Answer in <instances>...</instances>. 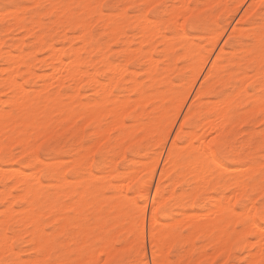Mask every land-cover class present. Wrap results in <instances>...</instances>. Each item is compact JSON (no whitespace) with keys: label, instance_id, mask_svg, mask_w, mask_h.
<instances>
[{"label":"rangeland","instance_id":"obj_1","mask_svg":"<svg viewBox=\"0 0 264 264\" xmlns=\"http://www.w3.org/2000/svg\"><path fill=\"white\" fill-rule=\"evenodd\" d=\"M178 1L179 0H102V1L101 0H88V1L86 0L85 2V0H0L1 14L4 11L2 16L0 14L1 42L3 39L2 51H7L9 49L12 53L14 52L17 53L18 50H20L21 54L22 52H24L23 54L24 59L27 62L29 61L30 64L28 65L30 67V70L32 69V74L29 75L27 73L22 72L24 70V67L20 66V69L22 70L18 74L19 76L16 77L17 82L19 81L18 84L19 83L22 84L21 86L24 87L23 89L25 90L27 97L29 98L24 99L25 110L23 112L26 113L24 116V120H23L24 124L22 123L13 124V127H12V122L15 118H17L15 117L17 116V113H15L16 110H13V109L10 112L11 109L9 110L10 105L7 102V100L11 96V94L17 89L8 88L4 83L1 82L2 80L1 76L6 77V72L0 71V79H1L0 80V98H1L0 100L5 101L3 104H0V108L2 107L4 110L7 109L9 110V113H10L9 114L10 122L4 126V129L0 128V144H1L0 146V167L1 168L0 169L5 170V172L1 170L4 173L0 171L2 173L0 175V233L5 228L6 233L8 234L7 237L9 240H11L10 246L13 241L23 242V246L25 248H28L25 255L33 254L36 257L38 256L39 262L36 259L33 261V264H40V261L42 258L47 259L49 253H51L53 248H56L58 250L56 254V258L60 262V264H67V263L68 264H78V263L88 264L89 261H94L93 260L94 256L92 255H94L95 253L93 250L98 248V246L99 247L104 246L106 247L105 249L107 250L108 245L110 247L111 244H112V248L114 245L115 248L113 249H115V252L113 251V249H111L114 254L112 253L109 256L110 250L108 248L109 251L107 255L108 257L113 256L114 258L111 257L112 258L111 260V258H108L107 256H105L107 252L104 251L102 253L105 254L104 255L105 258L104 260L100 261L102 262L100 264H104V261H107V260L109 261V264H135L137 259H139L137 253L140 252V249L144 244L147 245V256L149 259H151L152 257L150 258V255H152L153 245L151 244L152 245L151 246L149 244L150 243V239H148L149 230H147L149 229L148 228L149 223H147L149 221L147 220L150 219V216L148 214L151 212L150 209L153 206V203L151 202V200H153L152 197H154L155 189L158 186L157 183H160L159 186L163 188L162 194L159 197H162L165 194L164 198H167L165 200L162 199L163 201L162 200L161 201L163 203L165 201H169V202L173 201L172 207L170 208L167 214L157 215L158 217L157 224L159 226L163 222L165 224L169 223V221L176 222L175 220H180L181 217H183L185 214H188V213H195V212L204 213L206 212V210L210 211L209 209L213 211L214 209L212 210V208H214L216 204V198L218 199L224 196H228L229 194L231 195L233 191L237 189V187H235L232 181H229V180L232 179V175L235 174V171L237 169H240L241 167L245 168V166L246 167L250 166V168H253L256 165V168H258V172H255L253 174L249 173L248 176L245 177L246 178L245 180L247 183V188L245 189L246 197H241L238 200L234 201L233 202L234 209L237 210V212H239L240 210H242L244 206L246 205L250 206V203H252L251 200H253V198L255 197L256 198L253 201L255 206L258 209H262L264 207V204H261V200H264V164L261 163V161H264V155H261V150L264 149V126H262L264 125V115H261L260 112L251 110L254 104L259 100L260 88L256 87L253 89V92L251 93L247 92L248 87L259 83V77L261 74L255 75V76L253 75L252 76L253 78H250L251 76H249V80L247 78L248 81L246 80L247 82H244L245 81L244 78L247 77L250 73H251L250 75H252L253 73L256 74V67H257L256 65H260L254 59H252V57L249 58L251 53L248 52V49H247L251 47L250 43L248 42L251 41L253 43L252 33L259 31V25H253L252 23H250V21L254 17L258 19V17H256L257 9L255 8L246 9L245 12L243 13L240 12L239 14L235 15V17L233 18L228 15V13L233 11V9L226 7L227 5H233L235 7L236 5L252 4L254 1L255 2L258 1L257 3L259 4V0H254L253 2L250 0H223V1L214 0L215 3L214 2L211 3L210 1L204 2V0L203 1L202 0L200 1L199 0H188L189 2L187 4L191 5V8L187 7L184 9V11H186V13L190 12V14H185L188 16H185V15L183 16L182 14V17H181V12H179L180 10L179 11L177 10L179 13L178 15H180V17L176 16V19H175V17L170 16V15H173L174 12H176L174 11L173 7H176L178 5L181 6V2L183 0L179 2ZM239 1L241 2L239 3ZM88 2H90L89 4H92L91 6L89 5L90 7H92V10L89 7H87ZM105 3L111 4V5H123V7L119 9L112 8L111 10L106 11L107 13L105 12L103 15H101L97 11L96 6L100 4H105ZM174 4L175 5L177 4V5L175 6ZM53 5L56 8L59 7L58 10H56V8L52 9L51 6L53 7ZM77 5L79 6V8L75 7ZM143 5H146L147 7L141 8L140 6H143ZM159 5H164L166 7L157 8L156 6H159ZM223 5L224 7H219L218 10L215 7V6H223ZM61 6H63V8ZM184 6L186 5L184 4ZM67 7H68V10L66 9ZM93 7H95V10ZM64 8L66 11L64 10L62 12V9ZM189 8L192 11L191 10L189 11L188 10ZM180 9L182 11V8ZM60 10H61L62 15L60 14V16H58L59 15L58 11L60 13ZM16 13L18 14L17 15L18 17L16 16ZM205 13H208L206 18L204 16ZM21 14H24V15H21ZM142 15L143 17L146 16L144 17L145 19H149L150 17V19L152 21L154 20L156 23L154 21L153 23L150 19H149L150 22L145 21V19H137V16L141 18ZM172 17L175 20H178L179 22L176 21L175 23ZM194 17H200L203 20V22L202 23L198 22L196 26H189L188 22ZM138 20L140 21L144 20L148 24L151 23L152 26L155 24V26H157L156 28H158V30L160 29V31L163 34L161 36L160 35L157 36L156 32L152 35L148 33V35H151V37H153V35L156 36V37L154 36L155 38L153 37V40H150L151 38L150 39L147 38V34L145 35L142 34L150 42L147 40L148 42L146 41L145 43L144 41L141 44L140 42L141 40L143 41V38L140 40L142 35H139L140 33L138 32L142 28H144L146 25L138 29V25L140 23ZM80 21H84L83 27H81ZM151 24H149L148 26H150ZM5 27H8V28H5ZM117 27H119L120 30H117L118 29ZM114 28H117V29H114ZM153 29H154V26H153ZM105 30H107V32ZM219 31H222V32H219ZM142 32L144 33V31ZM161 32H159V34H161ZM218 33H220L221 35L223 34L222 37ZM225 33H227L226 37H225ZM39 34L43 36L44 42L46 44L52 43L53 46H55L56 48H59L57 50H62L61 53L63 55H65L66 52L68 53L71 49L70 47L72 46L73 48L75 46H76L75 48H77L79 44L81 45H79L78 48L80 46H83L84 44L82 42L83 40L79 37V34L80 35L83 34L85 38L87 39L88 43L86 44L85 48H83L82 50L80 49L81 51L80 55H81L82 61L84 65L87 67V69L89 71L91 70L90 73L92 71H93L92 73L95 72L96 78L99 79V82L101 81L100 83H103V82L105 83L108 81L107 76H106L107 73L105 69L106 68L105 65L107 63L109 64V62H111L110 65L113 64L120 70L126 69L124 70V73H122L123 70H121L122 72L119 70L122 74H119L117 76L118 78H116L117 80L115 79L116 81L114 80L113 83L108 84L109 86L107 85V88H106L107 91L108 89H110L111 91V92L108 91V96L110 100L118 101L121 99L119 103L120 104L122 103V106H120L121 108L119 112H120L121 118L124 115L122 122L120 119L119 120L114 119L115 126L111 127L110 122H114V120L112 121L108 113L106 114V110L103 111L100 116L98 115L99 117L94 120H91V119L89 120L87 116L84 115L85 114L84 112L88 109V106L89 107L93 106V104L95 103L94 102L95 100L97 102L101 100L100 95L102 94V91L99 89L97 90L93 89L95 87L93 88L91 87L92 82H89L88 81L89 78L87 77H84L85 79L82 78L81 79V81L83 80L82 82H80V80L79 81L77 80L78 81L77 82L72 77H69V78L67 76L65 77L66 73L65 75L62 74L64 72H61L62 74L61 77L59 74H56V73L55 75L53 73V75L56 77L50 74L53 71L52 70L53 68L51 67L53 64H55L49 61V58L51 59V55H52V54L50 55L51 53L50 51L52 50L46 48V44L45 45L43 44L40 46V44L36 42L35 37L38 36ZM21 35L22 36L25 35V36L22 37ZM218 35L220 36V38L216 39ZM76 36H78V38ZM168 36L170 38L165 39ZM20 37H22L21 39H23V41L19 40ZM169 39H171L172 41ZM164 40H166L167 45L164 44V42H162ZM168 40L170 41V43L168 42ZM14 43H16L17 45H14ZM139 45L141 47H138ZM126 46H128V48L132 46L130 49L133 48L132 49L133 51L131 50L132 51L131 52L130 50H128ZM135 48H138V49L135 50ZM125 50L127 53L125 52ZM196 50H198V52ZM231 50L233 51L230 52ZM128 51L130 53H128ZM149 51H151L150 54L152 56L151 55L150 56L153 58H152V62H150V68L152 65V68L150 70V75H147L148 74L147 67H149L148 66L149 62L145 54H148ZM181 53L183 54L181 55ZM263 53H264V50H263ZM127 54H130L131 56H128ZM197 54L198 55L200 54L199 56L203 57L205 60L204 62H201L202 64L199 63L200 70L198 74L194 76L195 74L194 72L196 71H192L193 72L192 73L191 68L195 70L198 66L196 67V65L194 64L195 65V66L193 65L194 67L193 66L190 67V63L192 64L196 62V59H199L197 58ZM175 56H176V59H175ZM186 56H188V58ZM124 57L127 59H125ZM41 58L43 59L41 60ZM145 58L147 59V62H145L146 60ZM263 58H264V54H263ZM2 59L3 58L0 59V67L2 66L4 68L6 67V65ZM115 62L119 64L120 68L118 67V64ZM198 62H200V60ZM232 64L234 66H232ZM165 65L166 67L167 66L168 67L166 68ZM93 66H94V70H93ZM253 66L255 67V71H251V68ZM144 68H146V70ZM245 71H246L245 74H248V75H242V73H244ZM40 73L42 74L37 75ZM35 74L37 77L35 76ZM25 75H26V78H24ZM50 76L51 77L53 76L52 78L54 79H52ZM57 76H59L60 79L58 78L56 81L55 79L57 78ZM195 77L196 79H194ZM242 77L243 79H240ZM132 78H135L137 82L134 83L133 84L134 86L132 85L131 87L130 85L133 82L131 81ZM50 79H52V81ZM192 79H194V81ZM58 80H61L62 82L61 81L58 82ZM44 81L46 83L50 81L52 85L49 83L45 85ZM73 84H75L76 87L77 86L78 87L74 88L73 86L75 85ZM243 84H245L243 86L244 88L242 86L241 87L243 89H241V87L239 88V86ZM186 85L190 86L189 90H187L188 87H186ZM43 86H45L46 88L48 87V88L47 89L43 88L44 91H42ZM38 88H40V90ZM235 91L237 92V95L233 96V94L236 93ZM159 93H161V95L163 94L162 98L163 99L165 98V101L160 99L161 95H159ZM139 94L140 95L142 94L143 96L145 94L146 96V97L144 96L142 99L144 101L146 100V102H143L144 105L142 104V101H140L141 103L139 102V99L136 100L137 98H140ZM168 94L169 96L171 94V97L167 96ZM138 95L139 97H137ZM46 97L48 99H46ZM230 97H233V99ZM226 98L227 99L230 98L231 100L229 101V99L227 100ZM147 99H150V100L148 101ZM172 99L174 100L171 102ZM214 99L216 101L218 100V102L225 101V100L229 101V103H227V108L229 106L228 116L225 118L224 120L225 122H223L221 126L222 129H218L216 131L217 128H215L214 129L215 131L213 129L209 131L208 129L202 128L203 123L201 124L200 122H202V120H205L206 117H210L212 118V120H214L213 118H215L214 116L215 112L211 109L212 105H214L213 103L216 102ZM123 100H126L128 104L126 105L125 101L123 104ZM55 102L57 103V105H53V103ZM172 103H175V104H172ZM129 104H132V105H129ZM168 104H171V105H168ZM59 105H62L63 106L62 109H65V110L60 111V108L57 109V106ZM98 105L99 104H97V106ZM126 106H128L129 108L131 107V108L128 109V107L126 108ZM157 106L159 109L157 108ZM105 107L104 109H106ZM108 107H110V105H108ZM165 107H167V109H165ZM82 109L84 112L82 111ZM125 109H128V110L125 111ZM209 109H211L212 111ZM80 110L84 114H82L81 112L79 114ZM102 110L103 109H101V111ZM122 110L125 113L122 112ZM162 110H164L163 112L165 113L167 112V114L170 113L172 115L170 120L166 118L167 114L164 115L162 113L163 115L162 117L160 114H158V113H161ZM69 112L71 116L68 115V119H65L64 118L65 116H63V114L65 115ZM156 114H158L159 116ZM12 115L14 116V119L12 118L13 120L11 119ZM157 117L159 118L158 120H157ZM188 117L189 119H187ZM210 118H207V119H210ZM155 120L158 122H156ZM180 120L181 122L177 123V121H180ZM149 121L151 122V124L156 123L157 126H155V124L154 126H152L149 123ZM31 122H33L35 125L33 126ZM139 124L141 125L142 128H140ZM31 125L33 127H39V128L45 127V130L42 134H39L38 136H36L34 134L35 129L32 130ZM149 125H151V127ZM104 126H107V127L109 126L108 127L109 130L107 129V127H104ZM130 127L132 128V130L130 129ZM98 129L100 130V132ZM20 130L22 131L24 130L23 131L24 133L30 135L29 143L30 145H33L30 150L24 151V147L22 146V143L19 141V138H18V135H19L18 132ZM199 130H201V132ZM213 131L216 133H214ZM164 132H167L169 134V136L167 137L168 139L164 140ZM191 132H193L192 134L195 135L196 137L203 136L207 138L205 139L202 137L204 140L203 145L205 142L206 146H207V143L209 145L208 141L215 139V138L217 141H225L226 143H225L224 151L215 152L214 157L217 162H219L220 164L228 168V172H226L225 178L221 181L220 187L217 186L216 189H212V185L210 183L201 192V193H205L203 198L194 200L195 201L194 205H191L192 200H193V196H192L193 193L191 189L195 185V181L192 180L193 175L191 176V174L190 175L187 174L186 170H184L185 175H183L182 173H179V175H176V173H171L168 178L160 179L161 180L160 182L157 181L160 178V174L158 173L161 172L159 170H160V167L163 166V162H164L163 158L166 155L165 152L167 151L169 147L168 144H170L171 139H173V141L176 144H179V147H182L181 149L183 150V148L187 145L186 142L189 141ZM9 136L12 138H10ZM15 137H17L16 142L14 141L16 140ZM40 137H43V138L40 139ZM160 137L161 138L163 137V138L161 139ZM12 140L14 143H12ZM34 142L36 143L38 142V143L35 144ZM160 145H162V147ZM161 150L162 152H160ZM157 153L159 154V156L156 155ZM153 156L154 158H151ZM155 156L159 157L160 159L158 160L159 163L157 164L156 170L153 174L154 181L152 180L153 182L151 183L150 188H148L145 185V180L148 176V173H147V170L142 171L143 169H146V168H143L140 170L139 166L142 165L140 164L142 162H139V161H144V163L147 162L146 164L148 165L150 164L149 162L154 161L152 159H155ZM185 158H186V155H185V152L183 151L180 153V159L184 160ZM147 159H150L151 161L148 162L146 161ZM210 166L214 167V163H210ZM12 168L14 169V172L19 168L20 171L22 170L26 174H27V171L30 172L31 170L32 171L35 170L34 172H36L33 174L39 173L37 178L39 179L41 183V188L38 190V193L36 196H30L33 200V202L32 200H30V203L31 205H33L32 206L34 210L33 214L36 215V219L40 220L42 224V231L43 230L45 231L44 235L46 236V238L47 237L49 238L48 239L49 241L47 243L48 245L46 244V247H45L46 249L48 248L47 250L48 252L45 250V253L47 255H44L45 253L41 255L40 254L41 249H38L35 247L34 249L33 247H30L32 246V244L29 241V239L31 238L30 230L33 229L34 224L32 222V224L30 225V223L28 222L27 223L28 225H27L26 224L27 221H24V220L20 221L19 213L22 212L23 210H26L27 209L26 207H28V205H27V202L25 201L26 198L23 197L24 195H21L23 194V192H21L22 187H20V185L18 184L12 186V184H15V183L13 182L12 178L8 177L9 174L14 173ZM135 168L137 171V175L136 174H135L136 176L133 175L134 177L130 176L131 179L135 178V180L133 179V181H130L131 183H129V181H127L130 179L128 178V175H131L132 173H134ZM137 168L139 170V173H138ZM232 168L234 169L232 170ZM157 176H159L158 179H157ZM126 178L128 179L126 180ZM178 178H183V179L182 180L179 179L181 180V182L179 181L175 185L173 182L178 180ZM120 181L122 182V184ZM214 181L215 180H213L212 182ZM123 182L124 183L126 182V184H123ZM155 182L157 186H155ZM127 184L130 187H128ZM126 185H127V188H126ZM118 186H119L118 191L121 190L120 192H123V193H124V189L126 188V192H125L126 194L117 192ZM122 186L124 187V189L120 188ZM82 189L84 190L82 191ZM133 189H136V191L133 193V197L137 201L136 206H133V204L131 203L132 198H130L127 195L129 192H132ZM178 189H183L184 193L186 192L188 193L182 196L181 193H183V191H180L181 192L180 193L177 191ZM88 190H90V192H88L87 194ZM171 190H173L175 194H171L173 193ZM190 190L191 192L189 193ZM169 191L171 195L170 197H169ZM12 193L15 196L17 194H20V195H18L19 197L16 196L18 197L16 198ZM78 193L82 195L79 196ZM117 193H120V194H117ZM83 195L86 197L85 199ZM175 195L178 198H176ZM206 195L208 198L206 197ZM208 195H212V196L214 195V196L211 197ZM13 196L15 198H13L12 200L11 197ZM78 196L80 198L83 196L82 197L83 199L78 198ZM141 197H143V199H141ZM9 199H11L12 201ZM79 200L80 202H78ZM86 200H89V201L85 203ZM145 200H146V207H147L146 208L147 210L145 212V217L147 218L144 217V220L146 219L144 221V225L145 224L146 225L144 226L143 234H145V236H143V239L145 237L146 238L144 240L145 243L142 245L141 240L139 239L140 240L139 241L136 238L138 235L136 237L134 236L136 235L138 231H136V233L134 231L137 230L136 223L139 219L137 212L140 208V205L141 204L143 205ZM148 200L150 201V203H148L149 202ZM90 201H91V204H90ZM48 202H49V205H48ZM112 202L114 203L118 202V203L117 204L113 203L114 205L110 206ZM157 202H160V201L158 200ZM72 203L74 205H72ZM151 203H152V206H150ZM148 204L150 208L149 206H147ZM159 204H162V203H159ZM98 205H99V208H98ZM109 206H110V209H109ZM5 207L6 208L8 207L7 209L13 208L14 211L17 210L12 213L11 217L8 218L7 221H6V218L3 219L4 218L3 213H6L8 211ZM48 208H50V211ZM114 210L116 211L114 212ZM36 211L41 213V214L39 213L40 218ZM76 211H77V215H76ZM117 211L118 213L121 211L122 212L119 214L118 213L116 214ZM183 212L185 214H183L182 216ZM206 213L208 214L209 212H206ZM54 215H58V217L60 216L59 218L56 216L57 217L56 222L53 221L54 220L53 218L56 219ZM79 215L81 216L80 219H79ZM198 215L200 216V214ZM201 216L204 217V215H201ZM68 217L69 218L71 217V218L68 220ZM127 218L128 219L130 218L129 220L132 219L134 221L132 224H128V225L129 226L133 225L135 226V228L133 229L132 228L133 226H132V227L126 228L128 231L124 229L120 230L121 227L124 228L123 226H125L128 223L129 220H127ZM183 218H186V217H183ZM234 219L235 220L232 225L235 224L234 225L235 228L234 226H232L233 229L231 228L233 231L232 236L233 234L234 235L237 234L235 230L238 231L240 227H242V225L239 222L240 218L237 217ZM71 220L73 221V224ZM23 222H24V225L23 227H21ZM59 222H62L64 226H61L62 225L61 223H60L61 225H59L58 224ZM129 222H132V221H129ZM232 222H230V224ZM97 223H100V224H97ZM109 223L110 224L112 223L111 224L112 226H110ZM113 223H114V226H113ZM176 223L177 225H173V226H175L176 233L178 230L179 236L178 235L177 236L179 237V239L176 236L178 240L176 241V238H175L173 244L170 242L171 245L170 243L167 245V242H166V245L164 244L165 246L161 247L163 250V248H167L169 245L171 246L168 250L166 249V253L164 251L166 256L164 255V253L162 254L161 250H159L161 251V253L159 252L161 256H164L167 258V256L169 255L167 264H172V262L173 264H217V262L219 261H220L219 262L220 264H226V262L227 264H230L231 261H235L236 264H241L242 260L249 259L248 257L249 248L233 247L231 248L227 256L225 252H221L220 248H219L220 250V253H219V250H217L218 245H216L217 247L215 246V244L213 245L214 242L211 241V244L208 243L209 242L208 238L214 241L213 238L215 234L213 235V238H211L213 233H210L208 236H206L208 233L202 234L199 232L197 233L199 235L196 236L195 235L196 232H195V233H192L193 234L192 236L191 235L189 236L188 234L189 232L186 230L187 229L186 226L183 223H181L180 225L184 226L181 228V226L178 225L179 222H176ZM74 224L76 226H74ZM171 224H174V223H171ZM98 225L100 226L98 227ZM78 226L79 228L76 229V227ZM162 226L166 228L169 225L167 224V225H162ZM229 226L231 227V225ZM229 226H228V229L230 231L231 229ZM118 227L120 228L119 229L120 231L117 230ZM171 227L169 226V228ZM60 228L62 229L64 228L63 231H61ZM131 228L132 230H130ZM146 231H148V233ZM133 233L135 234L132 235ZM182 233L183 235L184 233H186L187 237H189V238H186V235L183 236V239L185 238V240L181 242L184 244V246L180 242V240L182 239L181 237ZM10 236H11V239H10ZM110 236L111 238H109ZM131 236H132V241L134 237L136 238L135 243L133 241L132 245H130V247H127V250H125V248L123 249L122 246L125 242H126V245L128 244L129 246L130 241L128 239H130ZM193 237H195L194 240H192ZM252 237L253 236H248V239L251 240ZM206 239L208 240L207 242L208 244L206 243L207 241ZM187 240H189V242L194 241V244L192 243L193 245L190 244L194 246L193 250L190 251V253H187V251L182 249V248L187 249L186 248L187 245L190 246ZM102 242L105 244L104 245L101 244ZM106 242H107V245H106ZM109 242L111 244H108ZM136 244L139 246V248L135 246ZM200 244L204 245V247L208 245V247H206L205 250L206 252H209V251L210 252L208 254L209 256L208 255L204 256L206 255V253L204 255L202 254L205 251L203 249L204 251L202 250L203 252L201 253V256H204V257L198 259L199 256H196V254L197 255L199 254L198 249H201L199 247L201 246ZM116 245H120L119 247L121 248L117 247ZM126 245L124 247H126ZM212 245L215 246L218 252H217V256L215 255L216 257L214 256L213 257L214 259L212 258V260H210L211 256L214 255L213 253L216 254V250L215 252H213L214 247ZM30 248H32V250H30ZM196 248H197L196 251H198V253L194 252ZM89 251L90 253L92 252V254L90 255L92 256V259H87L88 257L86 258V256L88 255L87 252ZM135 251H137L136 254H135ZM0 253L3 254V250ZM210 253H212L211 256H210ZM189 254H191V256H189ZM142 255L143 254H140V256ZM180 255H183L182 256L183 258H180ZM224 255L226 256L224 257ZM84 256L87 259L86 261L84 260L85 258L83 259ZM208 257H210V259Z\"/></svg>","mask_w":264,"mask_h":264},{"label":"bare ground","instance_id":"obj_2","mask_svg":"<svg viewBox=\"0 0 264 264\" xmlns=\"http://www.w3.org/2000/svg\"><path fill=\"white\" fill-rule=\"evenodd\" d=\"M88 1V0H87ZM102 1V0H101ZM179 1H181V0H179ZM178 1V2H179ZM200 1V0H199ZM203 1V0H202ZM206 1H210L211 3L212 2H214V0L212 1V0H204V2H206ZM215 1H218V0H215ZM221 1V0H220ZM223 1V0H222ZM250 1H254V0H250ZM37 2V1H36ZM85 2H86V0H85ZM153 2V1H152ZM183 2V3H182ZM181 2V6H176L175 4V6L176 7H173L174 8V11H176V12H174V14L173 15H170V16H173V17H175V19H176V16H178V17H180V15H178L179 13H178V11L179 12H181V17H182V14H183V16L185 15V14H190V12L188 13H186V11H184V9L185 8H187V7H189V4H187L189 1L187 0H183ZM241 1H239V3H240ZM255 2V1H254ZM252 3V5L254 4V5H257L258 3V1H256L255 3ZM49 3V2H48ZM90 2H88V5H87V7H89L91 10H92V7H90L92 4H89ZM103 3V2H102ZM215 3V2H214ZM225 3V2H224ZM33 4H34V2H33ZM184 4L186 5V6H184ZM208 4V3H207ZM207 4H206V6H207ZM238 4V3H237ZM83 5V4H82ZM90 5V6H89ZM210 5V4H209ZM225 5V4H224ZM224 5L223 6H221V7H224ZM31 6V5H30ZM56 6H58V5H56ZM66 6V5H65ZM64 6V7H65ZM149 6V5H148ZM183 6H184V8H183ZM205 6V7H206ZM53 7H54V5H53ZM52 6H51V8L52 9H55L56 7H54L53 8ZM62 8H63V6H61ZM60 7V8H61ZM69 7V6H68ZM68 7L66 8L67 10H68ZM147 7V6H146ZM178 7H180V8H182V11H184V12H182L181 11V9L180 8H178ZM58 8L59 7H57L56 8V10H58ZM94 8V10H95V7H93ZM145 8V7H144ZM171 8V7H170ZM176 8V9H175ZM191 8V7H190ZM188 9L189 11L191 10V9ZM14 9V8H13ZM254 9V8H253ZM51 10V9H50ZM65 10V8L64 9H62V12ZM173 10V9H172ZM178 10V11H177ZM44 11H46V10H44ZM66 11V10H65ZM70 11V10H69ZM87 11V10H86ZM192 11V10H191ZM4 12V11H3ZM3 12H2V14H3ZM8 12V11H7ZM79 12V11H78ZM248 12H250V11H248ZM15 13V12H14ZM14 13H13V15H14ZM55 13H57V12H55ZM70 13V12H69ZM107 13V12H106ZM146 13V12H145ZM145 13H143V14H145ZM243 13V12H242ZM0 14H1V12H0ZM2 14H1V16H2ZM12 14V13H11ZM58 16H60V14L62 15V13H61V10H60V13H59V11H58ZM121 14V13H120ZM123 14V13H122ZM175 14H177V15H175ZM18 14L16 13V16H17ZM21 15H24V14H21ZM175 15V16H174ZM191 15H193V14H191ZM10 16H12V15H10ZM20 16V15H19ZM57 16V15H56ZM185 16H188V15H185ZM15 17V16H14ZM18 17V16H17ZM62 17V16H61ZM139 16H137V19H145L144 17H146V16H144L143 17V15L141 16V18L139 17ZM172 17V19H174ZM178 17H177V19H178ZM8 18V17H7ZM20 18V17H19ZM39 18V17H38ZM184 18V17H183ZM132 19V18H131ZM174 19V21H175V23H176V21H178V20H175ZM16 20V19H15ZM17 20H18V18H17ZM60 20H61V18H60ZM151 20V19H150ZM150 20L149 19H145V21H148V22H150ZM100 21V20H99ZM137 21V20H136ZM139 22V25H138V29L140 28V27H144L145 25V27L144 28H142L138 33H140L139 35H142V34H147V38H151L150 40H153V37L155 36V35H153V37H151V35L152 34H154L155 32H156V35L158 36V35H162L163 33L160 31V29L158 30V28H156L157 26H155V24L153 25L154 26V29H153V26H152V24L151 23H149V24H151L150 26H148L149 24L147 23V22H145L144 20H142V21H140V20H138ZM152 21V20H151ZM154 21V20H153ZM152 21V22H153ZM55 22V21H54ZM107 22V21H106ZM144 24H143V23ZM155 22V21H154ZM153 22V23H154ZM179 22V21H178ZM177 22V23H178ZM16 23V22H15ZM32 23V22H31ZM80 23H81V27H83L84 25H83V23H84V21H80ZM134 23H136V22H134ZM156 23V22H155ZM174 23V22H173ZM88 24V23H87ZM179 24V23H178ZM30 25V24H29ZM33 25V24H32ZM152 26V27H151ZM178 26H180V25H178ZM38 27V26H37ZM148 27V28H147ZM151 27V28H150ZM245 27V26H244ZM5 28H8V27H5ZM11 28V27H10ZM23 28V27H22ZM25 28V27H24ZM27 28V27H26ZM111 28V27H110ZM109 28V29H110ZM118 28V29H117ZM117 28H114V29H117V30H120L119 29V27H117ZM146 29V30H145ZM153 29V30H152ZM155 29H156V31H155ZM253 29V28H252ZM251 29V30H252ZM19 30V29H18ZM26 30V29H25ZM28 30V29H27ZM30 30V29H29ZM32 30V29H31ZM84 30V29H83ZM33 31V30H32ZM106 32H107V30H105ZM112 31H114V30H112ZM142 31H144V33L142 32ZM153 31V32H152ZM253 31V30H252ZM29 32V31H28ZM65 32V31H64ZM104 32V31H103ZM146 32V33H145ZM152 32V33H151ZM158 32V33H157ZM159 32H161V34H159ZM219 32H222V31H219ZM243 32V31H242ZM241 32V33H242ZM249 32H251V31H249ZM111 33V32H110ZM115 33H117V32H115ZM148 33L149 34H151V35H148ZM224 33V32H223ZM238 33H240V32H238ZM25 34V33H24ZM27 34V33H26ZM41 34V33H40ZM38 35V36H36L35 37V39H36V42L38 43V44H40V46L41 45H45L46 43L44 42V39H43V36L42 35ZM76 34V33H75ZM74 34V35H75ZM114 34V33H113ZM119 34H120V32H119ZM218 34H220V33H218ZM245 34V33H244ZM107 35V34H106ZM110 35V34H109ZM203 35V34H202ZM223 35V34H222ZM222 35L220 34V36L222 37ZM22 36V35H21ZM23 36H25V35H23ZM22 36V37H23ZM108 36V35H107ZM143 36V35H142ZM141 36V38H140V40L143 38V41L141 40V44L145 41V43H146V41L148 40L145 36H143L142 37ZM148 36H150V37H148ZM165 36V35H164ZM220 36L218 35L217 36V38L216 39H218V38H220ZM234 36V35H233ZM240 36H242V35H240ZM247 36V35H246ZM252 36H253V43H252V45L250 44V48H247L248 49V52H250L251 53V55H250V57L249 58H251L252 57V59H254L258 64H260V61H261V59L263 58V50H264V32H261V31H258V32H253L252 33ZM15 37V36H14ZM22 37H20V39L19 40H22L23 41V39H21ZM77 38H78V36H76ZM79 37L83 40L82 42L84 43L83 44V46H80L79 48H78V46L79 45H81V44H79L78 46H77V48H73V46L72 47H70L71 49H70V51L67 53L66 52V54L65 55H63L61 52H62V50H57V49H59V48H56L55 46H53L52 45V43L51 44H46V48H48V49H50V50H52V51H50L51 53H50V55H51V59L49 58V61H51L52 63H55V64H53L52 65V67L51 68H53L52 70V72L50 73V74H52L53 75V73H54V75H55V73L56 74H59L60 75V77H61V75L63 74V75H65V73H66V75H65V77L67 76L68 78L69 77H72L74 80H80V82H82L81 81V79L83 78V79H85L84 77H87V78H89L88 79V81L89 82H92V88L93 87H95V88H93V89H99V90H101L102 91V94L100 95L101 96V100L99 101V102H97L96 100L93 102L94 104H93V106H88V109L84 112L83 111V109H82V111L85 113H83V112H81V110L79 111V114H80V112L82 113V114H84V115H86L87 116V118L90 120H94V119H97L101 114H102V112L103 111H105L106 110V114L108 113V115L110 116V118L112 119V121L115 119V120H121V122H122V120H123V117H124V115L122 116V118L120 117L121 115H120V106H122V103L120 104L119 103V101H121V99L120 100H118V101H114V100H110V98H109V96H108V91L109 92H111L110 91V89H108V91H107V85L108 84H111V83H113V81L116 79V78H118L117 76L119 75V74H122V73H124V70H126V69H121V70H123V72L120 70V69H118L115 65H113V64H111L110 65V63L111 62H109V64L107 63L106 65H105V69H106V76H107V79H108V81L107 82H103V83H100L99 82V79H97L96 78V75H95V72L94 73H90V71L87 69V67L84 65V63H83V61H82V58H81V55H80V49L82 50L83 48H85V46H86V44L88 43L87 42V39L85 38V36L83 35V34H79ZM156 37V36H155ZM154 37V38H155ZM225 37H226V35H225ZM244 37H245V35H244ZM115 38V37H114ZM146 38V39H145ZM168 38H170L169 36L167 37V38H165V39H168ZM75 39V38H74ZM162 39V38H161ZM163 39H164V37H163ZM68 40V39H67ZM66 40V41H67ZM169 40H171V39H169ZM168 40V42L170 43V41ZM56 41V40H55ZM149 41V40H148ZM147 41V42H148ZM161 41V40H160ZM172 41V40H171ZM2 42H3V39H2ZM2 42H1V39H0V57L1 58H3L2 60L4 61V63H5V65H6V67H2V69H1V67H0V71L1 72H6V77L5 76H1L2 78V80H1V82L2 83H4L8 88H16L17 90H15L12 94H11V96L8 98V100H7V102L9 103V105H10V108H9V110H10V112L12 111V109L13 110H16L15 111V113H17V116H15V114H14V116L15 117H17V118H15L14 119V116L12 115V117H11V119L13 120V122H12V127H13V124H18V123H22V124H24V122H23V120H24V116H25V114L26 113H24L23 111L25 110V108H24V99H26V98H29V97H27V94H26V92H25V90L23 89L24 87H22L21 85L22 84H18V82H17V80H16V77L17 76H19L18 74L20 73V71L22 70V69H20V66H23L24 67V70L22 71V72H24V73H27V74H32V69L30 70V67H29V65L28 64H30L29 63V61L27 62V61H25V59H24V52H22V54H21V52H20V50H18L17 51V53H12L9 49L7 50V51H2ZM49 42V41H48ZM110 42V41H109ZM138 42V41H137ZM150 42V41H149ZM162 42H164V44H166L167 45V43H166V40H164V41H162ZM242 42V41H241ZM240 42V43H241ZM90 44V43H89ZM139 44V43H138ZM137 44V45H138ZM189 44V43H188ZM200 44V43H199ZM14 45H17L16 43H14ZM128 45V44H127ZM149 45V44H148ZM153 45V44H152ZM215 45V44H214ZM224 45V44H223ZM226 45V44H225ZM57 46V45H56ZM60 46V45H59ZM66 46V45H65ZM68 46V45H67ZM168 46H170V45H168ZM198 46H200V45H198ZM39 47V46H38ZM37 47V48H38ZM55 47V48H54ZM127 47V49L128 50H132V49H130V48H128V46H126ZM137 47V46H136ZM138 47H141L140 45L138 46ZM245 47V46H244ZM248 47V46H247ZM19 48V47H18ZM44 48H45V46H44ZM149 48V47H148ZM168 48V47H167ZM174 48H175V46H174ZM188 48V47H187ZM186 48V49H187ZM221 48V47H220ZM231 48V47H230ZM246 48V47H245ZM244 48V49H245ZM36 49V48H35ZM41 49V48H40ZM63 49V48H62ZM96 49V48H95ZM136 49H138V48H135V50ZM153 49V48H152ZM240 49V48H239ZM3 50H5V49H3ZM140 50V49H139ZM138 50V51H139ZM149 50V49H148ZM168 50V49H167ZM218 50V49H217ZM220 50V49H219ZM94 51V50H93ZM133 51V50H132ZM131 51V52H132ZM170 51V50H169ZM197 52H198V50H196ZM195 51V52H196ZM233 50H231L230 52H232ZM125 52H126V50H125ZM134 52H136V51H134ZM29 53H31V52H29ZM34 53V52H33ZM49 53V52H48ZM127 53V52H126ZM128 53H130L129 51H128ZM151 53V51H149V53L148 54H145L146 55V58L148 59V62H149V64H148V66L149 67H147V75H150V70H151V68H152V65H151V68H150V62H152V58L153 57H151L152 55L150 54ZM184 53V52H183ZM183 53H181V55L183 54ZM186 53V52H185ZM194 53V52H193ZM90 54V53H89ZM135 54V53H134ZM180 54V53H179ZM179 54H177V55H179ZM187 54V53H186ZM33 55V54H32ZM47 55H49V54H47ZM128 56H131L130 54H127ZM151 55V56H150ZM200 55V54H199ZM198 54H197V58H199V59H196V62L198 63V65H197V63L196 62H194V63H190V67L191 66H193L194 64L196 65V69L195 70H193V68H191V72L192 71H196V72H194L195 74H194V76H196V74H198V72H199V70H200V64L199 63H201V62H204V58L203 57H200ZM26 56V55H25ZM27 56H28V54H27ZM126 56V55H125ZM136 56V55H135ZM46 57H48V56H46ZM133 57V56H132ZM187 58H188V56H186ZM0 58V59H1ZM44 58H45V56H44ZM125 58V57H124ZM145 58V59H146ZM206 58V57H205ZM246 58V57H245ZM36 59V58H35ZM34 59V60H35ZM40 59V58H39ZM43 58H41V60H42ZM66 59V60H65ZM125 59H127V58H125ZM147 59L145 60V62H147ZM156 59H158V58H156ZM155 59V60H156ZM175 59H176V56H175ZM33 60V61H34ZM37 60V59H36ZM144 60V59H143ZM154 60V61H155ZM192 60V59H191ZM200 60V62H198V61ZM203 60V61H202ZM248 60V59H247ZM46 61H48V60H46ZM175 61V60H174ZM253 61V60H252ZM157 62V61H156ZM156 62H155V64H156ZM217 62V61H216ZM115 63H117V62H115ZM144 63V62H143ZM205 63H206V61H205ZM243 63V62H242ZM99 64V63H98ZM104 64V63H103ZM118 64V63H117ZM126 64V63H125ZM154 64V65H155ZM202 64V63H201ZM51 65V64H50ZM121 65V64H120ZM123 65V64H122ZM194 65V66H195ZM124 66V65H123ZM156 66V65H155ZM193 66V67H194ZM232 66H234L233 64H232ZM257 67H256V74H252V75H248V74H245L246 73V71L244 72V73H242V75H248L247 77H245L244 79H245V81L244 82H247L248 80H249V76H251L250 78H253L252 76L254 75H260L261 74V71H260V65H256ZM95 67H96V65H95ZM118 67H119V64H118ZM165 67H166V65H165ZM168 67V66H167ZM166 67V68H167ZM187 67H189V66H187ZM120 68V67H119ZM155 68V67H154ZM208 68V67H207ZM145 70H146V68H144ZM93 70H94V66H93ZM122 72H120V71ZM131 70V69H130ZM134 70V69H133ZM143 70V69H142ZM153 70V69H152ZM136 71V70H135ZM154 71V70H153ZM35 72V71H34ZM61 72H64V73H62L61 74ZM137 72H139V71H137ZM141 72V71H140ZM190 72V73H191ZM204 72V71H203ZM208 72V71H207ZM240 72V71H239ZM44 73V72H43ZM49 73H47V74H49ZM187 73V72H186ZM193 73V72H192ZM191 73V74H192ZM238 73V72H237ZM42 73H40V74H37V75H41ZM46 74V73H45ZM111 74V75H110ZM135 74H137V73H135ZM204 74H206V73H204ZM53 75V76H54ZM228 75V74H227ZM241 75V76H242ZM35 76H36V74H35ZM46 76V75H45ZM52 76V77H53ZM3 77H5V78H3ZM22 77H24V76H22ZM37 77V76H36ZM35 77V78H36ZM43 77H44V75H43ZM48 77V76H47ZM51 77V76H50ZM51 77V78H52ZM54 77H56V76H54ZM60 77L59 76H57V78L55 79L56 81H57V79L59 78L60 79ZM64 77V78H65ZM192 77V76H191ZM238 77H240V76H238ZM24 78H26V75H25V77ZM189 78V77H188ZM229 78V77H228ZM247 78H248V80H247ZM23 79V78H22ZM43 79V78H42ZM52 79H54V78H52ZM52 79H50L51 81H52ZM72 79V80H73ZM129 79V78H128ZM194 79H196V77L194 78ZM194 79H192L193 81H194ZM240 79H243V77L242 78H240ZM54 80V81H55ZM63 80V79H62ZM71 80V79H70ZM117 80V79H116ZM115 80V81H116ZM220 80V79H219ZM247 80V81H246ZM55 81V82H56ZM61 80H58V82H60ZM64 81V80H63ZM77 81V82H78ZM88 81H87V83H88ZM131 81H133L132 82V84L130 85L131 87H132V85L134 84V83H136L137 81H136V79L135 78H132V80ZM201 81V80H200ZM242 81V80H241ZM241 81H240V83H241ZM62 82V81H61ZM139 82V81H138ZM210 82V81H209ZM44 83H45V85L47 84V83H49V84H51L50 83V81L49 82H45L44 81ZM44 83H42V84H44ZM69 83V82H68ZM193 83V82H192ZM41 84V85H42ZM94 84V85H93ZM139 84V83H138ZM52 85V84H51ZM50 85V86H51ZM60 85H62V84H60ZM73 85H75V84H73ZM73 85H71V86H73ZM78 85V84H77ZM185 85V84H184ZM245 84H243V85H240L239 86V88L242 86H244ZM47 86H49V85H47ZM109 86V85H108ZM128 86V85H127ZM129 86V87H130ZM134 86V85H133ZM135 86H137V85H135ZM201 86V85H200ZM74 88H77L76 87V85L75 86H73ZM130 87V88H131ZM186 87H188L187 88V90H189V88H190V86L188 85H186ZM185 87V88H186ZM241 87V89H243ZM43 88H46L45 86H43L42 87V91H44V89ZM48 88V87H47ZM46 88V89H47ZM134 88V87H133ZM138 88H140V87H138ZM204 88V87H203ZM26 89V88H25ZM39 90H40V88H38ZM45 89V90H46ZM125 89H127V88H125ZM136 89V88H135ZM134 89V90H135ZM240 89V90H241ZM5 90H7V89H5ZM205 90V89H204ZM237 90V89H236ZM4 91V90H3ZM238 91V90H237ZM245 91H246V89H245ZM2 92V91H1ZM76 92V91H75ZM236 92V91H235ZM239 92V91H238ZM138 93V92H137ZM162 93V92H161ZM161 93H159V95H161ZM186 93H188V92H186ZM223 93V92H222ZM34 94V93H33ZM196 94V93H195ZM207 94V93H206ZM46 95V94H45ZM140 95V94H139ZM139 95L137 96V97H139ZM234 95H237V92L236 93H234L233 94V96ZM30 96V95H29ZM32 96V95H31ZM54 96V95H53ZM99 96V97H100ZM144 96H145V94H144ZM142 94L140 95V98H141V100H140V98H137L136 100H138L139 99V102L140 101H142V104H143V102H146V100L144 101V100H142L143 99V97H144ZM167 96H169V94L167 95ZM172 96H174V95H172ZM210 96V95H209ZM40 97V96H39ZM146 97V96H145ZM148 97V96H147ZM159 97V96H158ZM163 97V94L161 95V98L160 99H162V100H164L165 101V98L163 99L162 98ZM165 97V96H164ZM169 97H171V94H170V96ZM252 97H254V96H252ZM7 98V97H6ZM6 98H4V99H6ZM135 98V97H134ZM168 98V97H167ZM230 98H232L233 99V97H230ZM230 98H228L229 99V101L231 100ZM256 98V97H255ZM1 99V98H0ZM3 99V100H4ZM33 99V98H32ZM46 99H48L47 97H46ZM146 99V98H145ZM152 99H153V97H152ZM202 99V98H201ZM224 99V98H223ZM227 99V98H226ZM227 99V100H228ZM28 100V99H27ZM148 101L150 100V99H147ZM174 99H172L171 100V102L173 101ZM203 100V99H202ZM205 100V99H204ZM215 100V99H214ZM213 100V101H214ZM124 101H125V103H126V105L128 104L127 102H126V100H123V104H124ZM147 101V102H148ZM216 101V100H215ZM214 101V102H215ZM226 101V100H225ZM220 101V102H218V100L215 102V103H213L214 105H212V107H211V109L215 112V118H213L214 120H212V118H210V117H206V119L205 120H202V122H200L201 124L203 123V127L202 128H205V129H208L209 131L210 130H214L215 128H217L216 129V131L218 130V129H222V124H223V122H225L224 120H225V118L228 116V108H229V106H228V108H227V103H229V101ZM255 101V100H254ZM5 101H1L0 100V104H3ZM28 102V101H27ZM135 102V101H134ZM170 102V103H171ZM199 102V101H198ZM141 103V102H140ZM140 103H138V104H140ZM159 103H160V101H159ZM176 103V102H175ZM175 103H172V104H175ZM255 103V102H254ZM90 104V103H89ZM97 104H99L98 106H97ZM135 104V103H134ZM141 104V105H142ZM190 104V103H189ZM196 104V103H195ZM199 104V103H198ZM211 104V103H210ZM53 105H57V103L55 102V103H53ZM108 105H110V107H108ZM129 105H132V104H129ZM144 105V104H143ZM156 105H157V103H156ZM168 105H171V104H168ZM240 105V104H239ZM7 106V105H6ZM106 106V107H105ZM167 106V105H166ZM206 106V105H205ZM104 107L106 108V109H104ZM128 106H126V108H127ZM170 107V106H169ZM207 107H208V105H207ZM252 107V106H251ZM58 108H60V111H64L65 109H62L63 108V106L62 105H59V106H57V109ZM131 108V107H130ZM129 107H128V109H130ZM157 108H158V106H157ZM163 108H164V106H163ZM191 108V107H190ZM194 108V107H193ZM101 109H103L102 111H101ZM128 109H125V111H127ZM159 109V108H158ZM165 109H167V107H165ZM203 109H204V107H203ZM208 109V108H207ZM211 109H209V110H211ZM9 110H4L2 107L0 108V128H3L4 129V126L6 125V124H8L9 122H10V119H9ZM193 110V109H192ZM196 110V109H195ZM198 110V109H197ZM211 110V111H212ZM251 110H254V111H256V112H260V114L262 113V111L264 110V108H262V106H261V104L259 103V100L254 104V106H253V108H251ZM58 111V110H57ZM159 111H161V110H159ZM164 110H162V112L161 113H158V114H160L161 115V117L163 116L162 115V113L165 115V114H167V112L165 113V112H163ZM199 111V110H198ZM250 111V110H249ZM66 112V111H65ZM74 112V111H73ZM122 112H124L123 110H122ZM200 112H201V110H200ZM72 113V112H71ZM125 113V112H124ZM191 113V112H190ZM13 114V113H12ZM126 114H127V112H126ZM158 114H156V115H158ZM194 114V113H193ZM243 114V113H242ZM68 115L69 116H71V114H70V112L69 113H67V114H63V116H65L64 118L65 119H68ZM73 115V114H72ZM83 115V116H84ZM99 115V116H98ZM31 116V115H30ZM63 116H62V118H63ZM159 116V115H158ZM185 116H186V114H185ZM185 116H183V117H185ZM205 116H207V115H205ZM60 117V116H59ZM120 117V118H119ZM160 117V118H161ZM171 117H172V115L170 114V113H168L167 115H166V118L168 119V120H170L171 119ZM182 117V118H183ZM195 117V116H194ZM207 118H210V119H207ZM32 119V118H31ZM159 118L157 117V120H158ZM187 119H189V117L187 118ZM262 119V118H261ZM73 120V119H72ZM71 120V121H72ZM83 120H84V118H83ZM115 120H114V122H110V124H111V127H114L115 125H114V123H115ZM182 120V119H181ZM181 120L179 121V122H181ZM32 121H34V120H32ZM74 121V120H73ZM88 121V120H87ZM156 121V120H155ZM184 121V120H183ZM186 121V120H185ZM205 121V122H204ZM259 121V120H258ZM84 122H86V121H84ZM156 122H158V121H156ZM227 122V121H226ZM32 123V125L34 126L35 124L33 123V122H31ZM113 123V124H112ZM134 123V122H133ZM149 123L151 124V122L149 121ZM174 123V122H173ZM258 123V122H257ZM84 124V123H83ZM123 124V123H122ZM148 124V123H147ZM154 124H155V126H157V124L156 123H152L151 125L152 126H154ZM159 124V123H158ZM11 125V124H10ZM31 125V126H32ZM121 125V124H120ZM119 125V126H120ZM146 125V124H145ZM144 125V126H145ZM151 125H149L150 127H151ZM172 125V124H171ZM32 126V130H34L35 129V131H34V134L36 135V136H38L39 134H42L43 132H44V130H45V127H41V128H39V127H33ZM117 126H118V124H117ZM139 126H140V128H142L141 127V125L139 124ZM148 126V127H149ZM160 126V125H159ZM178 126H179V124H178ZM198 126H200V125H198ZM202 126V125H201ZM224 126V125H223ZM22 127V126H21ZM104 127H107V126H104ZM109 127V126H108ZM108 127H107V129H108ZM135 127V126H134ZM146 127V126H145ZM145 127H144V129H145ZM147 127V128H148ZM31 129V128H30ZM130 129L132 130V128L130 127ZM137 129V128H136ZM143 129V130H144ZM150 129V128H149ZM19 130V129H18ZM96 130V129H95ZM94 130V131H95ZM99 130V129H98ZM97 130V131H98ZM104 130V129H103ZM109 130V129H108ZM171 130V129H170ZM178 130V129H177ZM202 130V129H201ZM201 130H199L200 132H201ZM207 130V131H208ZM24 131V130H23ZM22 130H20L18 133H19V135H18V138H19V141L22 143V146L24 147V151H26V150H30L31 149V147L33 146V145H30V143H29V141H30V135L29 134H26V133H24ZM126 131V130H125ZM215 131V130H214ZM213 131V132H214ZM220 131V130H219ZM219 131H218V133H219ZM96 132V131H95ZM99 132H100V130H99ZM98 132V133H99ZM128 132V131H127ZM176 132V131H175ZM101 133H103V132H101ZM162 133V132H161ZM160 133V134H161ZM193 132H191L190 133V137H189V141L188 142H186V146L183 148V150L181 149L182 147H179V144H176L174 141H173V139H171V141H170V144H168L169 145V147H168V149H167V151L165 152V157L163 158L164 159V162H163V160H162V162H163V166L162 167H160V170L159 169H157V170H159V171H161V172H159L158 174H160V178H159V176H157V181H161L160 179H163V178H168L169 176H170V174L171 173H176V175H179V173H182L183 175H185L184 174V170H186V172H187V174H191V176L193 177V179L192 180H194L195 181V185L192 187V193H193V200H192V204L191 205H194V200H196L197 199V195L199 194V193H201L202 191H203V189L204 188H206L210 183H211V185H212V189H216L217 188V186H219L220 187V184H221V181L225 178V174H226V172H228V168H226L225 166H223L222 164H220L219 162H217L216 160H215V157H214V153H212V152H207V154H206V149H208L210 146L208 145V143H207V146L205 145V142H204V145H203V138H205V137H203V136H200V137H196L195 135H193L192 134ZM205 133V132H204ZM214 133H216V132H214ZM175 134V133H174ZM199 134V133H198ZM208 134V133H207ZM210 134V133H209ZM81 135V134H80ZM103 135V134H102ZM159 135V134H158ZM202 135H204V134H202ZM228 135V134H227ZM35 136V137H36ZM46 136V135H45ZM125 136V135H124ZM123 136V137H124ZM127 136V135H126ZM169 136V134L167 133V132H164V140L165 139H168L167 137ZM7 137V136H6ZM10 137V136H9ZM34 137V138H35ZM203 137V138H202ZM10 138H12V137H10ZM16 138V140H14L15 142L17 141V137H15ZM41 138H43V137H40V139ZM155 138V137H154ZM161 138V137H160ZM163 138V137H162ZM161 138V139H162ZM173 138V137H172ZM39 139V140H40ZM122 139H124V138H122ZM134 139H136V138H134ZM216 139V138H215ZM133 140V139H132ZM32 142H33V140H32ZM39 142V141H38ZM37 142V143H38ZM119 142V141H118ZM157 142V141H156ZM166 142V141H165ZM209 142V141H208ZM12 143H14L13 142V140H12ZM35 144H37L36 142H34ZM43 143V142H42ZM41 143V144H42ZM132 143V142H131ZM18 144H19V142H18ZM32 144V143H31ZM157 144V143H156ZM40 145V144H39ZM94 145V144H93ZM0 146H1V144H0ZM87 146V145H86ZM99 146V145H98ZM161 147H162V145H160ZM88 147V146H87ZM100 147V146H99ZM34 148H35V146H34ZM97 149H99V148H97ZM22 150V149H21ZM123 150V149H122ZM185 152V155H186V158L184 159V160H181L180 159V153L181 152ZM160 152H162V150L160 151ZM20 153H22V152H20ZM129 153V152H128ZM22 154H24V153H22ZM79 155V154H78ZM81 155V154H80ZM122 155V154H121ZM157 156H159V154L157 153L156 154ZM162 155V154H161ZM85 156V155H84ZM157 156H155V159H152V160H154V161H151L150 159H147L146 161H151V162H149L150 164H146V163H144V161H139V162H142V163H140V164H142V165H140L139 167H140V170L141 169H143V168H146V169H143L142 171H146L147 170V173H148V176H147V178H146V180H145V185L148 187V188H150V185H151V183L154 181L153 180V174H154V172H155V170H156V167H157V164L159 163V157H157ZM220 156V155H219ZM37 157V156H36ZM161 157V156H160ZM21 158V157H20ZM26 158V157H25ZM80 158V157H79ZM118 158V157H117ZM151 158H154V156L153 157H151ZM82 159V158H81ZM91 159V158H90ZM116 161V160H115ZM138 162V161H137ZM210 163H214V167H211L210 166ZM260 163V162H259ZM145 164V165H144ZM261 164V163H260ZM260 164H258V165H260ZM162 165V164H161ZM89 166V165H88ZM141 166H142V168H141ZM146 166V167H145ZM148 166V167H147ZM135 167V166H134ZM134 167H132V168H134ZM138 167V166H137ZM1 168V167H0ZM131 168V169H132ZM148 168V169H147ZM159 168V167H158ZM240 168V167H239ZM7 169V168H6ZM13 169V168H12ZM234 168H232V170H233ZM237 169V168H236ZM4 171L5 172V170L4 169H0V171ZM16 170V169H15ZM137 170H138V168H137ZM215 170V171H214ZM1 171V172H2ZM11 171V170H10ZM35 171V170H34ZM34 171H30V172H28L27 171V174L25 173V172H23L22 170L20 171L19 170V168L14 172V169H13V172L14 173H11V174H7L8 175V177H10V178H12L13 179V182L15 183V184H12V186H14V185H16V184H18V185H20V187H22V191L21 192H23V194H21V195H24L23 197H25L26 199H25V201L27 202V205H28V207H26L27 209L26 210H23L22 212H20L19 213V215H20V221H22V220H24V221H27L26 222V224L29 222L30 223V225L32 224V222H33V229L32 230H30L31 232H30V236H31V238L29 239V241H30V243L32 244V246H34L35 248H38V249H41V250H43L44 252H43V254L45 253V250L47 251L48 250V248L46 249L45 247H46V244L48 243V237L46 238V236L44 235L45 234V231L43 230L42 231V224H41V222H40V220H38V219H36V215L35 214H33L34 213V210H33V205H31V203H30V200H32V198L30 197V196H36L37 195V193H38V190L41 188V183H40V181H39V179L37 178L38 177V174H33V173H36V172H34ZM65 171V170H64ZM90 171V170H89ZM183 171V172H182ZM0 172V175L2 174V173H4V172H2L1 173ZM9 172V171H8ZM32 172V173H31ZM185 172V173H186ZM255 172H258V168H256V165H255V167H253V168H250V166L249 167H246L245 166V168L244 167H241L240 169H237L236 171H235V174H233L232 175V179L231 180H229V181H232V183L235 185V187H237V189H235L234 191H233V193L230 195H228V196H224V197H222V198H216V204H215V206H214V208H212V210L213 211H211V209H209L210 211H208V210H206V212H209L208 214L206 213V212H204V213H202V212H199V213H197V212H195V213H188V214H185L184 212L182 213V216H183V214H185L183 217H186V218H183V217H179L180 218V220H175L176 222H179L178 223V225H180L181 223H183L185 226H186V230L189 232H187L188 234H189V236L191 235H193L192 233H195V235L197 236V235H199V234H197V233H202V234H204V233H208L206 236H208L210 233H213L212 234V237L211 238H213V235H214V241L211 239H209L208 238V240H209V242H208V240L206 241V243L208 242V243H210L211 244V241L212 242H214L213 243V245L215 244V246L216 245H218V249L217 250H219V248H220V250H221V252H225V254H227V256H228V254H229V252H230V250H231V248H233V247H240V248H249L248 249V257H249V259H248V263L249 264H259V262L262 260V259H264V236H262L261 235V225L262 224H264V220H261L260 219V213L262 212V211H264V207L262 208V209H258L256 206H255V204L253 203V201H254V199L256 198H253V200H251L252 201V203H250V206H244L243 208H242V210H240L239 212H237V210H235L234 209V201H236V200H238L239 198H241V197H246V194H245V189L247 188V183H246V178L245 177H247L248 176V174L249 173H255ZM42 173V172H41ZM40 173V174H41ZM138 173H139V170H138ZM137 175V171H136V168H135V171H134V173H132L131 175H128V178H130L129 180H127L128 178H126V180L127 181H129V183H131L130 181H133V179L135 180V178H133V179H131V177L130 176H136ZM182 174H181V176H182ZM251 174V175H252ZM6 175V176H7ZM37 175V176H36ZM68 175V174H67ZM99 175V174H98ZM85 176V175H84ZM120 176V175H119ZM133 176V177H134ZM43 177V176H42ZM156 177V176H155ZM41 178V177H40ZM86 178H87V176H86ZM95 178V177H94ZM109 178V177H108ZM177 178V177H176ZM185 178V177H184ZM195 178V179H194ZM44 179V178H43ZM52 179V178H51ZM93 179V178H92ZM179 179H183V178H178V180H174L175 182H173L175 185H176V183H178L179 181L181 182V180H179ZM76 180V179H75ZM89 180V179H88ZM122 180H124V179H122ZM153 180V181H152ZM213 180H215L214 182H212ZM44 181V180H43ZM65 181V180H64ZM97 181V180H96ZM156 181V182H157ZM193 181V182H194ZM57 182V181H56ZM121 182V181H120ZM156 182H155V186H157V184H158V186L156 187V189H155V187H154V189H155V192H154V197H152L153 198V200H151V202L153 203V201L155 200V198L157 197V196H161V194H162V189L163 188H161L160 186H159V184L160 183H157L156 184ZM109 183H110V181H109ZM128 183V184H129ZM228 183V182H227ZM227 183H226V185H227ZM254 183V182H253ZM261 183V182H260ZM47 184V183H46ZM48 184H50V183H48ZM52 184V183H51ZM65 184H67V183H65ZM108 184V183H107ZM118 184V183H117ZM121 184H122V182H121ZM123 184H126V182L124 183L123 182ZM127 184V185H128ZM56 185V184H55ZM86 185V184H85ZM119 185H120V183H119ZM127 185H126V188H127ZM131 185V184H130ZM153 185H154V183H153ZM231 185V184H230ZM84 186V185H83ZM146 186H145V188H146ZM171 186V185H170ZM229 186V185H228ZM86 187V186H85ZM128 187H130L129 185H128ZM221 187H223V186H221ZM230 187V186H229ZM263 187V186H262ZM9 188V187H8ZM90 188V187H89ZM121 189L123 188L124 189V187L122 186V187H120ZM126 188L124 189V193L126 192ZM232 188V187H231ZM18 189V188H17ZM118 189H119V186L117 187V192H120V191H118ZM153 189V190H154ZM173 189V188H172ZM228 189V188H227ZM67 190V189H66ZM84 189H82V191H83ZM191 190L189 191V193L191 192ZM81 191V190H80ZM172 192H173V190H171ZM9 192H10V190H9ZM88 192H90V190H88L87 191V194H88ZM59 193V192H58ZM81 193V192H80ZM80 193H78L79 194V196H81L80 195ZM120 193H123V192H120ZM120 193H117V194H120ZM123 193V194H124ZM181 193V192H180ZM186 193H188V192H186ZM186 193H184V191H183V193H181V195L183 196V195H185ZM9 194V193H8ZM13 194V193H12ZM86 194V193H85ZM126 194V193H125ZM171 194H175L174 192L173 193H171ZM234 194V195H233ZM11 195V194H10ZM14 195V194H13ZM18 195H20V194H17L16 196H18ZM39 195V194H38ZM140 195H141V193H140ZM177 195V194H176ZM175 195V197L176 198H178L177 196ZM179 195V194H178ZM15 196V195H14ZM11 197V199L13 200V198H15V197ZM78 196V198H80ZM84 196V195H83ZM82 196V197H83ZM153 196V195H152ZM171 195H170V191H169V197H170ZM208 196H211V197H213L212 195H208ZM19 197V196H18ZM18 197H16V198H18ZM80 198V199H83V198ZM101 197V196H100ZM163 198L162 199H167V198H164L165 197V194L162 196ZM168 197V196H167ZM206 197H207V195H206ZM216 197V196H215ZM214 197V198H215ZM86 197L84 196V199H85ZM151 198V197H150ZM180 198H181V196H180ZM208 198V197H207ZM11 199H9V200H11ZM161 199V200H162ZM174 199V198H173ZM172 199V200H173ZM8 200V201H9ZM11 200V201H12ZM22 200V199H21ZM91 200V199H90ZM147 200V199H146ZM146 200L144 201V204L141 206L140 205V208H139V210H138V216H139V219H138V221H137V230H135L134 232L136 233V231H138L137 233H136V235H134L135 233H133L132 235H134L135 237L138 235H140L139 236V238H138V236L136 237L137 238V240H141V243H142V245L145 243L144 242V240H145V238L143 239V236H145V234H143V232H144V226L146 225H144V221L146 220H144V217H145V210H147L146 208ZM161 200H159L160 202H157L156 201V203L158 204V205H160L159 203H163ZM177 200V199H176ZM76 201V200H75ZM87 201H89V200H86L85 201V203L87 202ZM149 201V200H148ZM184 201V200H183ZM32 202H33V200H32ZM49 202H51V201H49ZM49 202H48V205H49ZM78 202H80V200L78 201ZM83 202V201H82ZM115 202V201H114ZM114 202H112V204H110V206H112V205H114V204H117V203H114ZM173 202V201H172ZM11 203V202H10ZM114 203V204H113ZM148 203H150V201L148 202ZM152 203H151V205L150 206H152ZM211 203H213V202H211ZM215 203V202H214ZM55 204V203H54ZM90 204H91V201H90ZM102 204V203H101ZM8 205H10V204H8ZM53 205V204H52ZM64 205V204H63ZM66 205H67V203H66ZM66 205H65V207H66ZM68 205H70V204H68ZM72 205H74L73 203H72ZM77 205V204H76ZM81 205H83V204H81ZM107 205V204H106ZM56 206V205H55ZM110 206H109V209H110ZM147 206H149V204L147 205ZM150 206H149V208H150ZM13 207V206H12ZM64 207V206H63ZM72 207V206H71ZM74 207V206H73ZM76 207V206H75ZM80 207V206H79ZM83 207V206H82ZM120 207V206H119ZM194 207V206H193ZM6 208V207H5ZM8 208V207H7ZM6 208V209H7ZM53 208H54V206H53ZM78 208V207H77ZM98 208H99V205H98ZM108 208V207H107ZM24 209V208H23ZM49 209V211H50V208H48ZM58 209H60V208H58ZM57 209V210H58ZM66 209V208H65ZM82 209V208H81ZM102 209V208H101ZM8 211V213L6 212V213H3V217H1V218H3V219H5L6 218V221H7V219L8 218H10L11 217V215H12V213L13 212H15V211H17V210H13V208H10V209H7ZM62 210H64V209H62ZM117 210V209H116ZM116 210H114V212L116 211ZM151 212L148 214L149 216H150V219H149V217H148V219L149 220H147V221H149V222H147V223H149V226H148V228L149 229H147V230H149V238L148 239H150V245L152 244L153 246H155V249H156V252H155V258L159 261V264H167L168 263V256H167V258L166 257H164V256H161V254H159V252L161 253V251H162V254L164 253V251H165V253H166V249L168 250L171 246V243L173 244V242H174V240H175V238H176V241L179 239V233H178V230H177V233H176V230H175V226H173V225H177V223L176 222H174V221H169V223H167L170 227L171 226H173V227H171V228H169V226L168 227H163L162 225H167V224H165L164 222L162 223V224H160V226L157 224L158 223V217H156L155 219H153V216H154V213H153V211H152V207H151ZM48 211V212H49ZM37 212V211H36ZM63 212V211H62ZM78 212H79V210H78ZM122 212V211H121ZM121 212H119V213H121ZM38 213V216H39V213L40 212H37ZM50 213V212H49ZM58 213V212H57ZM107 213V212H106ZM118 213V211L116 212V214ZM118 213V214H119ZM202 213V214H201ZM41 214V213H40ZM60 214V213H59ZM66 214V213H65ZM113 214H115V213H113ZM197 214V215H196ZM198 214H200V216L198 215ZM43 215V214H42ZM63 215V214H62ZM61 215V216H62ZM75 215V214H74ZM76 215H77V211H76ZM99 215V214H98ZM201 215H204V217L203 216H201ZM55 217L57 216L58 217V215H54ZM53 216V217H54ZM64 216V215H63ZM62 216V217H63ZM68 216V215H67ZM146 216H147V214H146ZM57 217H56V219L55 218H53L54 220V222H56V220H57ZM60 217V216H59ZM58 217V218H59ZM80 215H79V219H80ZM95 217V216H94ZM240 218L239 219V222H240V224L242 225V227H240V229L238 230V231H236L235 229V232H237V234L236 235H234L233 234V236H232V229H233V227L232 226H234V225H232L233 223H234V218ZM38 218V217H37ZM39 218H40V216H39ZM71 218V217H70ZM69 217H68V220L70 219ZM98 218V217H97ZM96 218V219H97ZM145 218H147V217H145ZM61 219V218H60ZM130 219V218H129ZM128 218H127V220H129ZM67 220V221H68ZM86 220V219H85ZM232 220H233V222H232ZM249 220H252V221H255V223L253 224V223H247V221H249ZM38 221V222H37ZM61 221V220H60ZM72 221V220H71ZM120 221H122V220H120ZM124 221V220H123ZM129 221H132V222H129ZM128 221V223L125 225V226H123L124 228H122L121 227V229L118 227V231H120V230H126V231H128L126 228L128 227H132V226H129L128 224H132L134 221L131 219V220H129ZM183 221H185V222H183ZM237 221V220H236ZM77 222V221H76ZM75 222V223H76ZM115 222H117V221H115ZM168 222V221H167ZM174 223V224H171V223ZM230 222H232L231 224H230ZM62 224V222H59L58 224L59 225H61ZM65 223V222H64ZM101 223V222H100ZM100 223H97V224H100ZM57 224V225H58ZM69 224H71V223H69ZM72 224H73V221H72ZM112 224V223H111ZM110 223H109V225L110 226H112ZM116 224V223H115ZM171 224V225H170ZM23 225H24V222H23V224L21 225V227H23ZM28 225V224H27ZM103 225V224H102ZM108 225V226H109ZM122 225V224H121ZM229 225H231V227L229 226ZM61 226H64L63 224L61 225ZM68 226V225H67ZM74 226H76L75 224H74ZM95 226H96V224H95ZM100 225H98V227H99ZM113 226H114V223H113ZM159 226V227H158ZM181 226V225H180ZM228 226L230 227V231H229V229H228ZM30 227V226H29ZM182 227H184V226H181V228ZM19 228V227H18ZM25 228V227H24ZM23 228V229H24ZM77 228H79V226L78 227H76V229ZM82 228V227H81ZM101 228V227H100ZM133 229L135 228V226H133L132 227ZM132 228L130 229V230H132ZM164 228V229H163ZM169 228V229H168ZM234 228H235V226H234ZM20 229V228H19ZM44 229V228H43ZM61 229V231H63V229L62 228H60ZM59 229V230H60ZM120 229V230H119ZM237 229V228H236ZM28 230H29V228H28ZM146 230V229H145ZM165 230V231H164ZM9 231V230H8ZM81 231V230H80ZM118 231H117V233H118ZM42 232H44V233H42ZM147 233H148V231H146ZM234 232V233H235ZM28 233V232H27ZM115 233V232H114ZM29 234V233H28ZM92 234V233H91ZM103 234V233H102ZM201 234V235H202ZM7 233H6V229L4 228L3 229V231L0 233V252H2V250H3V246L5 245V243L8 245V246H10V241L11 240H9L8 239V237H7ZM178 235V236H177ZM186 235V238H189V237H187V234L186 233H184V235H183V233H182V239H183V236H185ZM48 236V235H47ZM124 236H125V234H124ZM123 236V237H124ZM178 237V239H177V237ZM195 236V237H196ZM204 236V235H203ZM205 236V237H206ZM248 236H254L255 237V239H248ZM13 237V236H12ZM133 238V241H134V243H135V239L136 238ZM195 237H193L192 238V240H194L195 239ZM109 238H111V236L109 237ZM202 238V237H201ZM10 239H11V236H10ZM13 239V238H12ZM26 239V238H25ZM114 239V238H113ZM180 240V242L181 241H184L185 240V238L183 239V240ZM70 240V239H69ZM129 241H130V244H129V246H128V244L126 245V242L124 243L125 245H126V247H124L125 245L123 244V246H122V248L124 249L125 248V250H127V247H130V245H132V243H133V241H132V236H131V238L130 239H128ZM139 240V241H140ZM197 240V239H196ZM108 241V240H107ZM128 241V242H129ZM132 241V242H131ZM138 241V242H139ZM175 241V242H176ZM188 242H189V240H187ZM127 242V243H128ZM166 242H167V245L170 243V245L167 247V248H163V250H162V246H165L166 245ZM83 243V242H82ZM81 243V244H82ZM137 243V242H136ZM182 243V242H181ZM194 244V241H192V242H189V245L190 244ZM207 243V244H208ZM96 244V243H95ZM101 244H105V243H101ZM108 244H111L110 242L108 243ZM148 244V245H149ZM165 244V245H164ZM183 244V243H182ZM192 244V245H193ZM209 244V245H210ZM48 245V244H47ZM92 245V244H91ZM106 245H107V242H106ZM139 245H140V243H139ZM141 245V246H142ZM149 245V246H150ZM151 245V246H152ZM192 245H190V246H192ZM201 245V244H200ZM204 245H205V243H204ZM204 245H201V246H199L201 249H198V251H199V254L197 255L196 254V256H199V258L198 259H200V258H202V257H204V256H207L208 254H209V252H206V250H205V248L206 247H208V245L206 246V247H204ZM212 245V246H213ZM253 245H255V250H253ZM134 246V245H133ZM135 246H137L138 248H139V246L136 244ZM148 246V247H149ZM173 246H175V245H173ZM183 246H184V244H183ZM190 246H188L187 245V249H189V250H187V249H185V248H182V249H184L185 251H187V253H190V251H192L193 250V247L194 246H192V247H190ZM215 246H213L214 248V251L213 252H215V250H216V248H215ZM104 248V249H102V248ZM188 247H190V248H192V249H190V248H188ZM198 247V248H199ZM203 247V248H202ZM217 247V246H216ZM34 248V249H35ZM106 247H104V246H98V248H96L95 250H93L94 251V255H92V256H94L93 257V260H96V258L98 257L99 258V254H101L102 252H107L106 253V255L105 256H107L108 257V251L110 250V252H109V256L113 253L112 252V250L111 249H113V248H115L114 247V245H113V248H112V244L110 245V247H109V245H108V248H109V250H108V248H107V250L105 249ZM119 248H121V247H119ZM137 248V249H138ZM211 248V247H210ZM209 248V249H210ZM28 249V248H27ZM100 249V250H99ZM117 249V248H116ZM131 249V248H130ZM151 249V248H150ZM150 249H148V250H150ZM165 249V250H164ZM205 251H204V250ZM212 249V248H211ZM30 250H32V248H30ZM103 250V251H102ZM132 250V249H131ZM133 250H135V249H133ZM139 250V249H138ZM159 250H161V251H159ZM197 250V248L195 249V253L197 252L198 253V251H196ZM204 251V253H202L203 251ZM216 250V254L215 253H213L214 255H212L211 256V254L212 253H210V256H211V259H210V257H208L210 260H212V258L216 255L217 256V251ZM220 250H219V253H220ZM29 251V250H28ZM96 251H98V252H96ZM101 251V252H100ZM113 251L115 252V249H113ZM189 251V252H188ZM48 252V251H47ZM100 252V253H99ZM136 252L137 251H135V254H136ZM211 252H212V250H211ZM90 251L89 252H87V256H86V258L87 259H92V256H90L91 254H92V252L90 253ZM140 253V252H139ZM165 253H164V255H165ZM184 253H186V252H184ZM201 253L204 255L205 253H206V255H204V256H201ZM1 254V253H0ZM114 254V253H113ZM140 254H143L142 252L140 253ZM222 254V253H221ZM44 255H47L46 253L44 254ZM79 255V254H78ZM77 255V256H78ZM97 255V256H96ZM150 255V254H149ZM223 255V254H222ZM115 256V255H114ZM166 256V255H165ZM183 255H180V258H183L182 257ZM189 256H191V254H189ZM201 256V257H200ZM209 256V255H208ZM215 256V257H216ZM226 255H224V257H225ZM242 256V255H241ZM42 257V256H41ZM45 257V256H44ZM79 257V256H78ZM90 257V258H89ZM112 258H114L113 256H111ZM111 257H108V258H111ZM139 257V256H138ZM151 257H153V250H152V255H150V258ZM38 256H37V261L39 262V260H38ZM46 258V257H45ZM85 258V256L83 257V259ZM84 259L85 261L87 260V259ZM105 258V257H104ZM108 258H106V259H108ZM112 258H111V260H112ZM179 258V257H178ZM177 258V259H178ZM43 260H44V258H42ZM42 259H41V261H42ZM188 259V258H187ZM214 259V258H213ZM195 260V259H194ZM209 260V261H210ZM77 261H78V259H77ZM108 261V260H107ZM170 261V260H169ZM222 261V260H221ZM82 262H84V261H82ZM109 262V261H108ZM220 262V261H219ZM100 263H102V262H100ZM68 264V263H67ZM79 264V263H78ZM172 264H173V262H172ZM220 264V263H219Z\"/></svg>","mask_w":264,"mask_h":264},{"label":"snow or ice","instance_id":"obj_3","mask_svg":"<svg viewBox=\"0 0 264 264\" xmlns=\"http://www.w3.org/2000/svg\"><path fill=\"white\" fill-rule=\"evenodd\" d=\"M77 8H79V6H75ZM123 5H111V4H100L98 6H96L97 11L99 12V14L103 15L106 11L111 10L112 8H122ZM141 8L146 7V5L140 6ZM157 8H163L166 7L164 5H159L156 6ZM189 7H191V5H189ZM216 9L218 10L219 7L221 6H215ZM226 7L233 9V11L229 12L228 15L231 17H235V15L239 14L240 12H245L246 9H257L256 12V17L257 18H253L250 23H252L253 25H259V31L264 32V0H259V4L257 5H252V4H246V5H236L235 7L233 5H227ZM208 13H205L204 16L205 18L207 17ZM150 19V17H149ZM198 22H203V20L200 17H194L192 18L188 24L189 26H196ZM227 33H225L226 35ZM248 43H252L251 41H249ZM251 71H255V67L253 66L251 68ZM260 71H261V75L259 77V83L256 85H252L250 87L247 88V92L251 93L253 92V89L256 87L260 88V95H259V103L261 104L262 108H264V58L261 59L260 61ZM251 74V73H250ZM250 106V105H249ZM261 115H264V111H262ZM177 123H179V121H177ZM264 126V125H262ZM174 130V129H173ZM207 139V138H205ZM225 141H217L216 139H212L209 141V145L210 147L208 149H206V154L207 152H222L224 151L225 148ZM261 155H264V149L261 150ZM262 164H264V161H261ZM136 191V189H133L132 192H129L127 195L132 198L131 199V203L133 204V206H136L137 201L136 199L133 197V193ZM178 192L180 191H184L183 189H178ZM205 195V193H199L197 195V199L199 198H203V196ZM141 199H143V197H141ZM162 197H156V199L153 201V206H152V211L154 213L153 219H155L157 217V215H164L167 214L168 211L170 210V208L172 207V202L169 201H165L164 203L157 205L156 204V200H161ZM261 204H264V200H261ZM146 211V210H145ZM260 219L264 220V211H262L260 213ZM247 223H255V221L249 220L247 221ZM261 235L264 236V224H262L261 226ZM10 235V234H9ZM252 239H255V237L253 236ZM117 247H119L120 245H116ZM33 247L34 246H30ZM253 250H255V245H253ZM57 249L53 248L51 253H49L47 259H44L43 261H40V264H60V262L57 260L56 258V254H57ZM27 252V248H25L23 246V242H17V241H13L11 246H8L6 243L3 246V254H0V264H33V261L37 259L36 256H34L33 254H27L25 255V253ZM140 252L143 253L142 256H140V253H137V255L139 256V259H137V261L135 262V264H159V261L155 258V246H153V257L151 259L148 258L147 256V245L144 244L141 249ZM40 254H43V250H40ZM104 260V254L102 253L100 255L99 258H97L94 261H89L88 264H100V261ZM104 264H109L108 261H104ZM217 264H219V262H217ZM227 264V262H226ZM230 264H236L235 261H231ZM241 264H248V260L244 259L241 261ZM259 264H264V259H262Z\"/></svg>","mask_w":264,"mask_h":264}]
</instances>
